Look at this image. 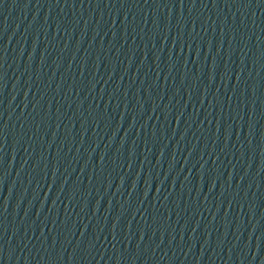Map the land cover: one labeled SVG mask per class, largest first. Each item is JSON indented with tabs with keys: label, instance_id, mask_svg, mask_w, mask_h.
Returning a JSON list of instances; mask_svg holds the SVG:
<instances>
[{
	"label": "water",
	"instance_id": "95a60500",
	"mask_svg": "<svg viewBox=\"0 0 264 264\" xmlns=\"http://www.w3.org/2000/svg\"><path fill=\"white\" fill-rule=\"evenodd\" d=\"M0 264H264V0H0Z\"/></svg>",
	"mask_w": 264,
	"mask_h": 264
}]
</instances>
